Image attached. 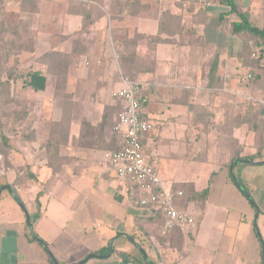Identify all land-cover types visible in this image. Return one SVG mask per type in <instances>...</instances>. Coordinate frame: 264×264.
Returning a JSON list of instances; mask_svg holds the SVG:
<instances>
[{
  "label": "crops",
  "instance_id": "crops-1",
  "mask_svg": "<svg viewBox=\"0 0 264 264\" xmlns=\"http://www.w3.org/2000/svg\"><path fill=\"white\" fill-rule=\"evenodd\" d=\"M35 2L28 12L23 0H0V25L21 24L37 39L16 91L38 116L36 141L9 137L13 151L0 154V264H263L264 58L251 64L264 41L245 48L235 25L243 16L264 30V0H234L237 12L227 0L189 10L162 0ZM48 54L73 58L65 100L37 61ZM125 82L145 86V154L168 188L186 194L175 206L193 213L194 232L162 238L163 217L140 208L107 165L120 149L114 96ZM63 120L49 154L51 125ZM236 159L245 161L231 166ZM204 192L205 201L192 198Z\"/></svg>",
  "mask_w": 264,
  "mask_h": 264
},
{
  "label": "trees",
  "instance_id": "trees-1",
  "mask_svg": "<svg viewBox=\"0 0 264 264\" xmlns=\"http://www.w3.org/2000/svg\"><path fill=\"white\" fill-rule=\"evenodd\" d=\"M229 5H233L234 0H227ZM24 9L29 12L34 11L37 12L36 2L35 0H23ZM234 7V5H233ZM32 10H31V9ZM234 12H237L236 7H234ZM92 12V10H88ZM32 12V13H34ZM245 29V30H244ZM235 31L238 34H241L245 31L244 45L245 48L248 49V45L251 41L257 43L258 38H262L264 41V30H259L251 26L248 21L242 16V22L235 25ZM37 43V39L32 34H22L21 33V24H12V23H1L0 25V154L5 155V157L9 158V152L13 151L10 146V139L12 137L15 140L22 141V143H33L36 141V131L34 127L37 123L38 116L35 111V105L33 102L21 101L16 96V87L17 83L20 80H24L25 77L19 75V69L22 66L21 57L25 54L33 55L35 53V46ZM263 50L261 56L257 60H253L254 65L251 64L252 67H261L262 60L264 58V43ZM257 47V46H256ZM76 54V51L74 52ZM38 63H44L48 67V75H52L56 79V91L57 95L61 94L64 97V100L68 97L66 96V86L67 79L69 75L70 68L73 65V58H69V56L65 55H43L39 58ZM32 74L28 75L30 78ZM27 78V77H26ZM26 84H29V79L25 81ZM120 104V103H119ZM11 106H18L21 110H10L7 111ZM121 106L119 108L120 113ZM117 114V116H118ZM116 125V124H115ZM67 125L63 120L59 124H52L50 134L54 138L52 142L49 141L46 149L50 154V150L55 146H59L62 142L60 139L62 136L66 134ZM56 137V138H55ZM243 159H236L232 162L231 166H234L237 162H243ZM253 161V159H252ZM230 166V167H231ZM27 179L33 181L35 179L34 175L28 173ZM239 190L244 194V196L251 203L256 212L260 213L259 208L256 206L251 193L242 185V183L237 185ZM11 194L14 200L23 208H26L22 200L20 199L18 192L11 187ZM175 191V190H174ZM184 197L186 194L183 193ZM42 194L38 195L36 200L38 205V211L40 210V198ZM208 192H204L201 195H192V198L195 201H205L207 199ZM179 212H186V210H182L179 206L176 207ZM39 213V212H38ZM161 213H156L155 217L152 219L160 220ZM195 217V216H194ZM34 219H39V214H37ZM196 219V218H195ZM197 223V221H196ZM165 226V218L163 217L160 234L162 238L167 237L173 231L179 230L178 228H173L170 232L166 234H162V229ZM198 226V225H197ZM183 232V231H181ZM185 233V232H184ZM146 237H148L145 234ZM36 241H39L42 245L46 246L44 242L35 237ZM148 241V239H145Z\"/></svg>",
  "mask_w": 264,
  "mask_h": 264
},
{
  "label": "built area",
  "instance_id": "built-area-1",
  "mask_svg": "<svg viewBox=\"0 0 264 264\" xmlns=\"http://www.w3.org/2000/svg\"><path fill=\"white\" fill-rule=\"evenodd\" d=\"M90 1V0H87ZM218 0H162L184 10L206 8ZM121 110L117 117L114 133L120 139V149L106 154L108 167L117 180L134 188L137 205L153 214L161 213L165 218L162 234L173 228L194 232L196 219L189 210L179 212L175 206L182 192L168 188L158 174V160L145 154L143 138L153 130V124L144 118L145 86L137 82H125L124 87L115 96Z\"/></svg>",
  "mask_w": 264,
  "mask_h": 264
},
{
  "label": "rangeland",
  "instance_id": "rangeland-1",
  "mask_svg": "<svg viewBox=\"0 0 264 264\" xmlns=\"http://www.w3.org/2000/svg\"><path fill=\"white\" fill-rule=\"evenodd\" d=\"M20 92H22V91H20ZM22 94H24V92H22ZM20 95H21V93L18 95V93H17V91H16V96L18 97V96H20ZM21 101H22V100H21ZM11 109H12V110H16V112H17L18 110H19V111L21 110V108H19L18 106H11L10 108L7 109V111L10 112ZM13 141L18 143V140H17V141L13 140ZM17 143H16V146L18 145ZM1 191H2V190H0V193H1Z\"/></svg>",
  "mask_w": 264,
  "mask_h": 264
},
{
  "label": "water",
  "instance_id": "water-1",
  "mask_svg": "<svg viewBox=\"0 0 264 264\" xmlns=\"http://www.w3.org/2000/svg\"><path fill=\"white\" fill-rule=\"evenodd\" d=\"M235 183L239 186V183L238 181L235 179ZM22 207V206H21ZM23 208V207H22ZM257 215H258V212H257ZM30 227L32 228V225L30 223ZM263 256H264V249H263ZM263 264H264V258H263Z\"/></svg>",
  "mask_w": 264,
  "mask_h": 264
}]
</instances>
